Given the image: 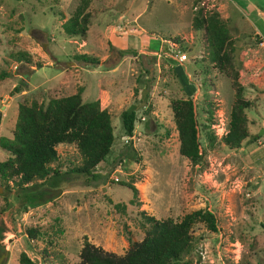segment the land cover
Returning <instances> with one entry per match:
<instances>
[{
  "label": "rangeland",
  "instance_id": "rangeland-1",
  "mask_svg": "<svg viewBox=\"0 0 264 264\" xmlns=\"http://www.w3.org/2000/svg\"><path fill=\"white\" fill-rule=\"evenodd\" d=\"M78 4L0 0V137L11 138L19 103L45 104L78 90L83 102L98 101L108 112L113 135L95 178L69 174L54 188L34 187L46 190L41 204L23 206L11 181L8 190L0 185V264H17L20 252L36 264H78L83 238L122 255L128 239L143 236L141 212L177 221L197 209L214 215L216 232L194 224L182 261L264 264V132L257 135L264 128V0H89L84 12L94 17L85 34L66 36L61 25ZM196 12L217 13L228 29L249 101L247 132L259 137L252 143L229 148L221 141L234 90L209 60L203 29L192 28ZM176 99L193 104L197 165L177 151L170 111ZM129 106L130 138L120 121ZM206 131L215 137L210 145ZM55 150L60 172L79 164L73 145ZM6 156L0 148V161ZM27 229L36 231L33 239Z\"/></svg>",
  "mask_w": 264,
  "mask_h": 264
},
{
  "label": "trees",
  "instance_id": "trees-1",
  "mask_svg": "<svg viewBox=\"0 0 264 264\" xmlns=\"http://www.w3.org/2000/svg\"><path fill=\"white\" fill-rule=\"evenodd\" d=\"M88 2L79 0L72 15L62 23L61 28L66 36L85 34L94 17L93 12H84ZM192 28L203 29L209 60L230 79L234 90L222 143L229 148H238L244 141L254 142L259 137L247 132L244 110L249 106V101L242 96V85L233 66L234 48L228 29L217 13L204 16L200 12L194 16ZM74 58L88 64L95 62V59L87 55H75ZM16 91L18 88L14 87L13 92ZM170 111L178 140V154L191 165L199 164L202 155L191 99L171 101ZM147 112L148 109L143 114ZM120 121L124 135L130 138L135 107L129 106L121 111ZM206 128L208 125H203V129ZM206 137L209 145L215 140L210 131H206ZM112 142L108 112L100 109L98 101L83 102L80 90L68 96L49 99L45 104L19 103L11 138L0 137V148L7 153L6 158L0 161V185L8 190L7 182L11 181L23 206L41 204L43 196L47 194L46 190L34 191V187L45 185L47 189L54 188L63 176L69 174L95 178L94 170L104 161ZM60 144L73 145L79 155V164L64 172H60L57 166L59 157L55 147ZM126 186L134 195V187L131 184ZM20 191L24 193L19 195ZM140 214L143 236L135 242L128 239V248L122 255L104 251L83 238L78 252V264H187L182 258L192 247V226L201 224L209 232H216L214 215L208 210L197 209L185 213L177 221L169 217L155 219L143 212ZM35 233L33 229L26 230L28 239H33ZM17 264L36 263L24 252H20Z\"/></svg>",
  "mask_w": 264,
  "mask_h": 264
},
{
  "label": "built area",
  "instance_id": "built-area-1",
  "mask_svg": "<svg viewBox=\"0 0 264 264\" xmlns=\"http://www.w3.org/2000/svg\"><path fill=\"white\" fill-rule=\"evenodd\" d=\"M175 58L177 59L178 62H183L184 60H186V55L184 54V52H179L177 55H175ZM220 131V135L221 134H225V129L223 128V126L219 129Z\"/></svg>",
  "mask_w": 264,
  "mask_h": 264
},
{
  "label": "water",
  "instance_id": "water-1",
  "mask_svg": "<svg viewBox=\"0 0 264 264\" xmlns=\"http://www.w3.org/2000/svg\"><path fill=\"white\" fill-rule=\"evenodd\" d=\"M263 132H264V128L263 129H260V131H259V133L257 135H260Z\"/></svg>",
  "mask_w": 264,
  "mask_h": 264
},
{
  "label": "clouds",
  "instance_id": "clouds-1",
  "mask_svg": "<svg viewBox=\"0 0 264 264\" xmlns=\"http://www.w3.org/2000/svg\"><path fill=\"white\" fill-rule=\"evenodd\" d=\"M227 130V129H226ZM226 133V132H225ZM225 135V134H224Z\"/></svg>",
  "mask_w": 264,
  "mask_h": 264
}]
</instances>
